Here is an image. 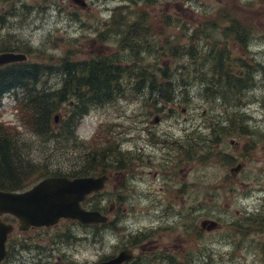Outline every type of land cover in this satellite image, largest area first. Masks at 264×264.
<instances>
[{
    "label": "rangeland",
    "instance_id": "obj_1",
    "mask_svg": "<svg viewBox=\"0 0 264 264\" xmlns=\"http://www.w3.org/2000/svg\"><path fill=\"white\" fill-rule=\"evenodd\" d=\"M12 2L16 5L12 16L0 24V47L12 42L20 50L31 49V61L56 65L57 73L52 71L47 75L46 85L50 88L61 80L60 59L82 61L102 57L100 50L107 55L114 51V56L120 53V59L123 55L130 57L125 65L136 63L147 69L166 65L171 75L180 72L183 66L190 70L193 63L186 54L180 51L175 58L177 52H173L171 43L176 39L178 42L174 44L184 45L186 52L188 47L192 49L191 45L198 43L200 56L220 45H225L233 57L234 54L247 55L253 66V85L245 88L240 108L225 107L223 99L213 103L201 94V83L195 75L184 78L189 84L184 85L183 90L181 76L175 74V101L161 98L160 103H156L149 88L134 92L125 87L121 96L89 109L79 120V137L84 143L90 141L94 131L103 124L95 140L86 144L95 146L104 142L108 145L113 139L119 140L123 152L122 155L118 151L113 153L114 159L120 162L119 167L109 158L106 173L98 170L93 175L107 176L103 197L91 198L101 202L107 223L83 226L75 219L64 218L54 226L23 231L17 228L18 221L2 215L0 219L14 224L8 248L22 261L7 255L3 264H97L102 256L118 252L117 248L120 251L125 250L122 246L128 248L133 236L149 231L152 233L144 240L129 247L133 257H146L162 250L174 255L181 264H264V226L256 232L251 225L250 232L240 236L233 225L237 216L261 206L259 198H264V72H261V65L264 67V0H151L146 2L150 3L148 6L131 5L126 9V21L135 18L137 9H146L150 12L142 21L143 26L153 29L148 36L150 40H144L147 43L138 35L131 36L135 43L133 40L130 43L138 46V50L123 45L121 48L125 43L123 36H112L103 25H90L88 21L82 26L60 20L52 0ZM21 2L32 8L27 11L21 7ZM39 7L42 12L36 10ZM7 11L8 7L4 12ZM239 21L253 27L245 49L235 43L242 41L233 40L230 35L227 38L223 32L231 22ZM212 24L217 26L212 27ZM126 28L118 27L121 31ZM194 35L199 36L198 42L191 39ZM152 51L155 52L150 53ZM135 53L140 56L135 57ZM183 96H187L186 101H178ZM13 97L4 95L0 121L17 126L10 134L15 133L19 143L32 149L39 166L48 164L50 170L62 173H70L76 165L79 166L75 168L82 167L81 155L85 148L75 150L74 144L66 139L60 144L44 142L31 126H23L22 121L16 119ZM69 105V101L59 105L56 124L60 125L68 117ZM225 111L235 123L241 119L238 111L246 114L240 126L247 131L243 133L241 128L228 126L230 133L221 135L218 143L221 146H214L213 155L204 157L198 144L204 145L208 138H213L209 134L210 124L214 122L216 128V115H223ZM161 140L167 142L162 145ZM190 150L194 153L191 160L184 156ZM126 151L130 153L126 155ZM217 152L222 153L219 159ZM237 161L244 163L243 168L231 170ZM47 176L51 175L33 176L24 189ZM83 207L90 209L86 202ZM206 219L217 221L219 226L209 231L201 229L200 222ZM235 228L239 232V228Z\"/></svg>",
    "mask_w": 264,
    "mask_h": 264
},
{
    "label": "trees",
    "instance_id": "obj_2",
    "mask_svg": "<svg viewBox=\"0 0 264 264\" xmlns=\"http://www.w3.org/2000/svg\"><path fill=\"white\" fill-rule=\"evenodd\" d=\"M226 10L231 14L229 9ZM144 17L142 19H145ZM215 26L217 25L212 24V27ZM230 31V26L225 27L223 30L227 38L230 35ZM191 39L197 40L198 42L199 36L194 35ZM177 42L178 40L176 39L172 40L171 43L173 52H177L175 58L180 55L179 52L181 51V54L187 55V58L190 59V63H193V66L190 70L186 66L180 67V72L177 71L173 75L168 73V66L166 65L150 69H147L143 65L137 66L136 63L125 65L130 58L127 56L124 59H120L119 55H117L106 58L94 57L82 61H72L68 57H65L60 59L59 62L60 69L58 75L61 79L63 77L64 83L58 89V86L50 88L46 85L48 81L47 75L52 74V71L53 73H57L56 65H47L42 61H29L16 62L0 67V104L4 95L12 94L15 102L16 119L21 120L23 126L25 124L31 126L36 132V135L43 137L44 142L54 141L56 144H60V141L66 139L68 143L72 142L74 144L75 150L85 148V151L81 155L83 157L81 158L83 163L80 166L82 167L75 168L79 166L76 165L70 173L50 170L46 166L48 164H43V167H40L38 160L32 155V149L27 147L25 143H19V139L14 135L15 133L10 134L17 126L14 124H4L0 121V190H24L27 182L36 175H60L74 178L95 175L98 170L101 173H106V169L109 168V158L113 160L112 163H115L119 167L120 162L117 161L118 158L114 159L113 155L117 151L120 155L123 153L120 149L119 140L113 139L108 145L104 144V142L100 145L95 144V146L86 144L95 140L96 136L100 133L99 128L103 124H100L98 130L96 129L94 131L92 139L86 141V143H84V139L79 137L77 126L79 120L89 109L96 107L98 104L110 102L117 96H121L122 93H125V87L131 88L134 92H142L144 89L149 88L150 94H154V102L160 103L161 98L171 102L175 101L173 99L175 95L173 88L175 74L181 76L180 82L183 90L186 89L184 85L189 84L185 82L186 80L184 78H190L191 75H195L201 83V94H205L206 98L211 102L214 103L215 100L220 98L225 101L224 104H228V101L235 102L233 105L241 102L245 88L253 85V75L251 72L253 66L248 68L246 66L247 73L243 75V78L242 76L240 77L241 72H238L236 75L232 73L230 66L233 59L228 54L229 51L225 45L210 48L205 56H200V49L197 48L198 43L191 45L192 49L188 47L186 52L184 45L180 44L178 46L174 44ZM235 43L238 44L240 49L242 46L244 49L246 48L245 42ZM18 48L11 42V45H2L0 51L10 49L20 50ZM31 51V49L26 50L28 54H33ZM139 56L138 53H135V57ZM262 68L264 72V67L262 66ZM44 77H46V80L43 79ZM20 90H22V93L19 92ZM186 99L187 96H183L178 101H186ZM68 101H73V106L70 107L69 105L68 117L58 125L54 120V116L57 114L59 105L63 106ZM238 113L241 115V119L237 123L228 116V119H230L229 127L241 128V132L245 133L247 131L246 127L242 128L240 125L244 117H246V114L240 111ZM236 115L237 113H235ZM18 125L22 126L21 124ZM227 128L221 127L218 131L214 127V122L210 124L209 134L213 138L210 137L206 140L204 137V140H206L204 145L198 144L199 141L197 142L199 149H203L204 151L201 153L202 156L203 154L204 157L213 155L214 146L221 142V135L223 133H230ZM161 141L163 143L167 142H164V140ZM211 143H213L212 146H210ZM172 145L170 143V146ZM126 153L130 152L126 151ZM192 154L194 153L190 150L184 156H187L191 160L194 157ZM221 155L222 153L217 152L218 159ZM101 195L103 197L102 193L93 194L86 198L84 202H86L89 208L103 212L104 207H102L101 202L92 201L91 199L92 197H101ZM112 226L115 227L114 225ZM140 233L133 236L128 245L129 247L135 246L136 243L139 244L141 239L144 240L152 231H149L148 234L144 232ZM123 264H181V262L174 255L161 250L148 254L146 257L138 255Z\"/></svg>",
    "mask_w": 264,
    "mask_h": 264
},
{
    "label": "flooded vegetation",
    "instance_id": "obj_3",
    "mask_svg": "<svg viewBox=\"0 0 264 264\" xmlns=\"http://www.w3.org/2000/svg\"><path fill=\"white\" fill-rule=\"evenodd\" d=\"M148 1H151V0H142L141 2H139V0H52V7L57 12V15H58L60 20L64 19L69 24L78 23L79 25H82V26L86 25L88 21H91L90 25H103V26L108 28L106 32L111 34L112 36H115V34H116V36L119 35V37L123 36L122 41L125 43H122L120 45L121 48L123 45L126 48L138 50V46L137 47L133 46L130 43L131 40H133V42L135 43V39L134 38L132 39L131 36L133 37L135 35H138L141 37V40H143V41L144 40L145 41L150 40L148 38V36L152 35L153 29L150 26H147V27L142 26V21H144L147 18L150 11H146V9H141V10L137 9L138 11H136V13H135V18L132 21H126V18H125L126 9H128L131 5H137L136 6L137 8H140L139 4H144V5L148 6L150 4V3H146ZM1 3H2V6L0 7V11H1L0 13L1 14H3L4 10L5 9L7 10V7H8V11L4 12V14H3L4 16H0V24H4L6 22V19H8L9 17L12 16V14H13L12 10L16 8V5L12 2V0H0V4ZM20 4L23 5L21 7H24L25 9L27 8V11H29V9L32 8V7H27L28 5L23 4V2H21ZM36 10H38L39 12H42L41 7L36 8ZM151 10H153V9H151ZM128 13H129V11H128ZM143 16H145L144 17L145 19H142ZM246 22H247V20L245 21V23ZM250 25L251 24H248V25L243 24L240 21L238 23L231 22V24H230V27H231L230 36H231V38L233 40L242 41V42L248 41L249 38L251 37L252 29H253V27H251ZM120 26H127V28H126V30L121 31V29H118V27H120ZM109 27H110V29H109ZM112 27H114V28H112ZM115 28L118 30H116ZM124 31H125V34H124ZM145 41H144V43H147ZM126 42H128L129 44L127 45ZM148 43H154V42L148 41ZM3 51H5V50H3ZM99 52H100L99 54L106 56V57H112V56H114V53H115V51H114V52L108 53V55H107V54H103L102 52H104V51H102V50H100ZM154 52L155 51H152L150 53H154ZM239 52H241V51H239ZM118 54L120 55V53H118ZM228 54H230L232 56V59H233L232 64L230 63L231 64L230 69L232 70V73H234V75H236V74H238V72H241L240 77L242 76L244 78L243 75L247 73V68L252 66L250 64V62L248 61L249 57L247 55L242 56L239 54L237 56L234 54V57H233L232 52H229ZM98 57H101V56L99 55ZM122 58L124 59L125 55H123ZM246 66H247V68H246ZM261 72H263L262 65H261ZM263 79H264V77H263ZM63 83H64V81H63V77H62V81H59V83H58V87H59L58 89H60L62 87ZM217 101H220V99H218ZM69 103H70V105H73V101H69ZM224 103H225V101L223 100L222 104H224ZM232 103H233V101H228V104L225 107H230L232 105V106H237L235 108H238V107L240 108L241 103H242V99H241V102H238L235 105H233ZM227 110H229V109H227ZM227 112L228 111H225V113L223 115L217 114L215 117L217 119L215 124H216V129L218 131L221 127L227 128L228 126H230V122L228 120L229 117H228ZM170 117H172V116H170ZM165 141L166 140H164V142ZM159 143L162 145L165 144V143H163V141H159ZM218 145L221 146V144H218ZM165 153H167V152H165ZM218 153H221V152H218ZM238 164L240 165V167H242V165L244 163L241 161H237L236 165H238ZM232 173H234V172H232ZM40 180H38V181H40ZM256 199H258V198H256ZM263 201H264V198H259V202H261V206L254 207L253 210H246L239 217L238 216L236 217V219L233 222L235 233L239 234L240 236L241 235L244 236L245 234L250 232V226L251 225L254 226L253 231L259 232L260 228L264 226V216H263L264 213L262 212L264 209ZM3 215H9L14 219V221H18L17 218H15L13 215H10V214H3ZM0 221H3L6 224H12L14 227V224L11 222H7V221L2 220V219H0ZM218 226H219V223L216 227H218ZM235 227L239 228V232L237 231V229ZM31 228L32 229L33 228L39 229L40 227L31 226L27 230H29ZM10 234H12V232L8 234V238H9ZM8 238L6 241V256H5L4 260H6L11 255L14 257L15 260H20L17 253H13L14 251L11 252L9 250V248H8L9 247L8 246V240L9 239ZM21 248L26 249L23 246H21ZM121 248L124 249L126 247L122 246ZM120 250H121L120 248H117L118 252H116V253L113 252L112 254L102 256L103 257L102 260L104 261V260H108L110 258L115 257L119 253ZM7 255H8V257H7Z\"/></svg>",
    "mask_w": 264,
    "mask_h": 264
},
{
    "label": "water",
    "instance_id": "obj_4",
    "mask_svg": "<svg viewBox=\"0 0 264 264\" xmlns=\"http://www.w3.org/2000/svg\"><path fill=\"white\" fill-rule=\"evenodd\" d=\"M29 57L24 52L1 51L0 67L16 62H26ZM55 120L58 116L55 115ZM237 165L235 170H238ZM232 169V170H234ZM106 175L82 176L69 179L64 176L46 177L24 191L0 190V215L9 213L19 221V229L30 226H51L61 218L76 219L81 223L95 224L106 221L107 217L98 210H89L81 206V201L91 192L101 190ZM218 223L211 219L200 222L203 229L216 228ZM13 225L0 221V262L5 255L7 235ZM132 250L120 251L115 257L97 264H121L132 257Z\"/></svg>",
    "mask_w": 264,
    "mask_h": 264
},
{
    "label": "bare ground",
    "instance_id": "obj_5",
    "mask_svg": "<svg viewBox=\"0 0 264 264\" xmlns=\"http://www.w3.org/2000/svg\"><path fill=\"white\" fill-rule=\"evenodd\" d=\"M122 17V16H121ZM115 39V38H114ZM62 80V79H61ZM248 84V83H247ZM246 85V84H245Z\"/></svg>",
    "mask_w": 264,
    "mask_h": 264
}]
</instances>
